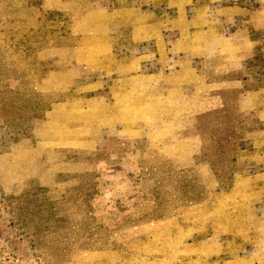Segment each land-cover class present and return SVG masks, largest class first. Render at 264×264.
Here are the masks:
<instances>
[{"label":"rangeland","instance_id":"rangeland-1","mask_svg":"<svg viewBox=\"0 0 264 264\" xmlns=\"http://www.w3.org/2000/svg\"><path fill=\"white\" fill-rule=\"evenodd\" d=\"M0 264H264V0H0Z\"/></svg>","mask_w":264,"mask_h":264}]
</instances>
